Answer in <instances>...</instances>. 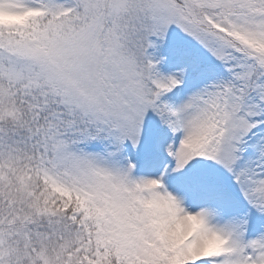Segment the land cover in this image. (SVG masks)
<instances>
[{"label": "snow or ice", "instance_id": "obj_1", "mask_svg": "<svg viewBox=\"0 0 264 264\" xmlns=\"http://www.w3.org/2000/svg\"><path fill=\"white\" fill-rule=\"evenodd\" d=\"M0 264H264V0H0Z\"/></svg>", "mask_w": 264, "mask_h": 264}]
</instances>
